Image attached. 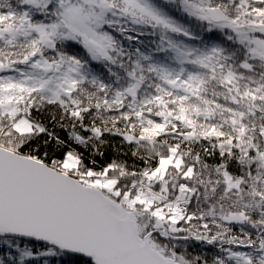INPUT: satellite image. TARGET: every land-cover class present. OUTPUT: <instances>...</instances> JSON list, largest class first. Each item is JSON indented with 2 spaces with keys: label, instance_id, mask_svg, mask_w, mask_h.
I'll use <instances>...</instances> for the list:
<instances>
[{
  "label": "snow or ice",
  "instance_id": "6c2138e0",
  "mask_svg": "<svg viewBox=\"0 0 264 264\" xmlns=\"http://www.w3.org/2000/svg\"><path fill=\"white\" fill-rule=\"evenodd\" d=\"M0 264H264V0H0Z\"/></svg>",
  "mask_w": 264,
  "mask_h": 264
},
{
  "label": "trees",
  "instance_id": "16d2710c",
  "mask_svg": "<svg viewBox=\"0 0 264 264\" xmlns=\"http://www.w3.org/2000/svg\"><path fill=\"white\" fill-rule=\"evenodd\" d=\"M108 155L111 156V151H109ZM201 248H202L201 245H199L196 242H193L192 247L189 248V252L193 254H198L201 251Z\"/></svg>",
  "mask_w": 264,
  "mask_h": 264
}]
</instances>
